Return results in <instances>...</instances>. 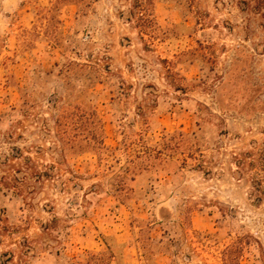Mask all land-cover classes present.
I'll list each match as a JSON object with an SVG mask.
<instances>
[{"label":"rangeland","instance_id":"rangeland-1","mask_svg":"<svg viewBox=\"0 0 264 264\" xmlns=\"http://www.w3.org/2000/svg\"><path fill=\"white\" fill-rule=\"evenodd\" d=\"M0 264H264V0H0Z\"/></svg>","mask_w":264,"mask_h":264}]
</instances>
